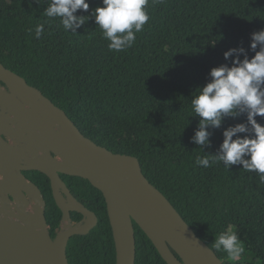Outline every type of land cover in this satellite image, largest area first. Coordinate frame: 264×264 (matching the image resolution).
<instances>
[{
    "label": "trees",
    "instance_id": "16d2710c",
    "mask_svg": "<svg viewBox=\"0 0 264 264\" xmlns=\"http://www.w3.org/2000/svg\"><path fill=\"white\" fill-rule=\"evenodd\" d=\"M50 0H0V61L63 109L80 131L116 154L139 159L144 175L172 203L209 248L233 225L246 252L239 261L212 249L224 264H264V183L241 165L198 166L197 156L220 155L222 128L246 115L225 119L211 146L194 142L201 117L191 101L211 81L210 70L223 53L264 29V0H149L150 20L126 51H109L95 23L102 0L74 15L85 23L68 29L44 16ZM43 23L41 37L35 27ZM51 24V26H49ZM31 30V31H30ZM258 50V49H257ZM248 55H254L249 50ZM243 58V57H241ZM238 111V110H237ZM264 124V117L257 116ZM211 163V160H210ZM42 191L53 238L63 213L51 181L25 172ZM77 200L99 219L88 235L70 239L69 264H116V245L103 193L90 181L62 175ZM73 221L82 218L72 214ZM136 264H167L149 237L134 223Z\"/></svg>",
    "mask_w": 264,
    "mask_h": 264
},
{
    "label": "water",
    "instance_id": "95a60500",
    "mask_svg": "<svg viewBox=\"0 0 264 264\" xmlns=\"http://www.w3.org/2000/svg\"><path fill=\"white\" fill-rule=\"evenodd\" d=\"M51 181L63 213L53 238L39 187L24 172ZM61 175L91 182L106 200L116 264H136L134 223L167 264H224L167 197L144 175L135 156L116 154L85 136L66 112L0 61V264H69L72 237L88 235L99 219ZM83 216L73 224L71 214Z\"/></svg>",
    "mask_w": 264,
    "mask_h": 264
},
{
    "label": "clouds",
    "instance_id": "9594fccd",
    "mask_svg": "<svg viewBox=\"0 0 264 264\" xmlns=\"http://www.w3.org/2000/svg\"><path fill=\"white\" fill-rule=\"evenodd\" d=\"M148 3L149 0H102V6L95 8V23L102 31V38L109 41V51H126L134 45L136 34L150 20ZM89 7V0H50L44 16L49 21L59 18L67 33L68 29L74 30V26L85 23V17L74 14L78 10L88 12ZM44 30L45 25L38 24L35 37L39 39ZM249 50L254 55L249 56ZM223 58L231 59V66L221 64L211 68V81L198 89L191 101L192 110L202 118L194 142L211 146L214 132L209 127L221 129L225 119L235 120L241 115H246V120L222 128L219 156H197L195 163L204 168L221 161L225 168L241 165L244 171L259 177L258 183H264V124L256 119L264 117V29L251 33L247 48L243 44L229 48ZM211 247L226 253L229 261H239L246 252L233 225L221 231Z\"/></svg>",
    "mask_w": 264,
    "mask_h": 264
},
{
    "label": "flooded vegetation",
    "instance_id": "af4514ba",
    "mask_svg": "<svg viewBox=\"0 0 264 264\" xmlns=\"http://www.w3.org/2000/svg\"><path fill=\"white\" fill-rule=\"evenodd\" d=\"M31 172V171H30ZM24 176H25V172H24ZM26 177V176H25ZM61 177H62V175H61ZM27 178V177H26ZM64 181V180H63ZM65 182V181H64ZM66 183V182H65ZM67 185V184H66ZM68 187V186H67ZM69 189V188H68ZM70 190V189H69ZM72 193V192H71ZM74 196V195H73ZM75 197V196H74ZM77 199V198H76ZM88 209V208H87ZM73 213H76V212H73ZM72 213V214H73ZM72 214H71V218H72ZM96 214V213H95ZM98 217V216H97ZM82 219H83V216H82V218L79 220V221H77V222H75V221H73V218H72V221H73V224H76V223H80L81 221H82ZM62 222V221H61ZM99 223V222H98ZM61 229V226H60V228L56 231V233H58V231ZM49 232H50V228H49ZM51 235V234H50Z\"/></svg>",
    "mask_w": 264,
    "mask_h": 264
}]
</instances>
